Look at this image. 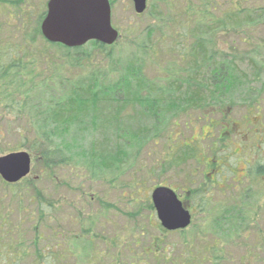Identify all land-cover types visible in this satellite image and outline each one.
I'll return each instance as SVG.
<instances>
[{"label": "rangeland", "instance_id": "obj_1", "mask_svg": "<svg viewBox=\"0 0 264 264\" xmlns=\"http://www.w3.org/2000/svg\"><path fill=\"white\" fill-rule=\"evenodd\" d=\"M6 1L0 3V37L14 44L20 14L36 24L49 0ZM109 1L119 40L102 52L86 46L88 59L67 68L64 77L78 84L101 75L110 84L133 64L156 92L180 86L177 79L189 77L190 70L184 55L197 42L190 35L197 20L189 18L203 17L205 0H148L140 15L132 0ZM207 1L213 9L201 24L204 32L217 27L212 40L219 52L213 55L211 45L205 52L215 61L223 55L229 63L235 59L242 75L240 89L221 106L207 103L202 110L163 116L149 140L129 137L128 144L109 125L100 129L90 122L66 135L59 131L55 141L69 161L49 174L41 165L46 143L38 136L39 124L27 112L0 106V157L20 152L31 157V173L21 182L8 184L0 176V264H37L40 257L63 252L71 258L60 264H264V175L256 172L264 167V0ZM226 18L252 22L232 27L224 25ZM109 51L120 62L116 69L104 56ZM141 109L128 106L119 123H132ZM134 123L135 129L152 127L147 118ZM185 141L194 142L193 159L176 164L185 156ZM115 144L125 147L120 159L114 157ZM92 147L115 158L109 169L88 166ZM157 187H169L184 202L192 216L184 233L161 227L149 206ZM193 192L204 194L207 203ZM230 208L242 214L229 215Z\"/></svg>", "mask_w": 264, "mask_h": 264}, {"label": "trees", "instance_id": "obj_2", "mask_svg": "<svg viewBox=\"0 0 264 264\" xmlns=\"http://www.w3.org/2000/svg\"><path fill=\"white\" fill-rule=\"evenodd\" d=\"M4 2L7 1L0 0L1 4ZM203 5L204 8L201 11L203 17L196 19L191 16L189 18L197 20L195 21V23L197 22L196 32L191 31L190 34L197 38V42L190 53H185V57L183 56L187 66L190 67L189 77L182 80L177 79L180 86H171L170 89L160 92L154 91L153 83L146 81L142 76V71H139L138 67L133 64L124 68L119 74V79L110 84H105L107 76L100 79L101 75L95 77L94 74L87 79H79L77 82L80 83L78 84H72L71 80L64 77V73L71 66L80 67L82 62L88 59L85 53L86 46L68 49L61 45L50 44L42 37L40 30L46 13L37 19L36 24L30 20L26 12H23V15L20 14L19 41L14 44L11 41L5 43L0 37V106L18 115L27 112L29 118L34 120V124H39L38 136L45 139L46 143L42 149L43 162L41 163L45 174L64 166L69 161L64 155L65 152L61 144L59 145L55 141L59 138V131L66 135L72 129L87 127V124L91 122L94 127L100 129L105 128L106 125L112 126V133L117 137L120 135L121 142H127L125 144H128L129 137L133 141H139L142 138L149 140L153 130L158 127V124L163 123L160 122L164 119L163 116L184 113L187 109L202 110L207 103L208 106L219 105L222 99L228 101L231 95L240 89L242 75L237 74L235 59L232 58L233 60L229 63L227 55H223L222 58L215 61L213 56H209L205 52L208 45L213 47V55L219 51L216 50L212 40L217 27L211 25L207 32H204L205 26L201 24L202 19L207 20L206 15L213 9V4L205 0ZM224 21V25L230 26L231 23L232 27H241V24L252 22L250 19L237 20L236 18H230V23L229 18ZM172 24L174 25V23ZM208 34L211 35L209 40L202 39ZM88 46L98 48L101 52L108 49L107 46L96 42H91ZM104 56L115 66V69L119 67L120 62L114 59L111 51ZM192 84L195 85L194 91L190 89ZM143 93L146 95L141 98ZM36 100L39 103L33 106L32 104ZM128 106H138L142 109L137 111L135 118L129 119L133 121L132 123H119L122 113ZM138 117L147 118L151 121L152 127L148 129L143 124L135 129L134 122ZM124 126H130V128H124ZM160 133L158 130L153 135L157 137ZM188 142L185 141L183 146L186 149L185 156L176 158L174 161L176 164L193 159V153L189 151L192 150L190 148L194 142ZM122 146V144H115L114 157L117 156L120 159L125 155V147ZM114 157L110 154L100 155L96 148L92 147L91 154L87 158L88 166L97 170L99 167L102 171L107 170L111 167L110 162H115ZM261 170L260 168L256 169L258 176L264 175ZM213 182L215 183V181ZM193 194L194 198L201 199L202 205L207 203L204 194L198 192H193ZM149 206L154 209L153 204H149ZM43 209H38L41 219L43 218L41 214ZM227 210L229 215L237 213L240 216L242 214V211L234 208ZM93 221L95 222V219ZM86 233H90V231L88 230ZM178 233L182 234L184 231ZM1 236L2 233H0ZM158 243L159 241L154 243L156 248ZM67 253L63 252L65 255L51 253L49 258L40 257L37 264L49 260L51 264L65 263L70 256V253L69 255ZM84 256L82 255L80 259H83Z\"/></svg>", "mask_w": 264, "mask_h": 264}, {"label": "water", "instance_id": "obj_3", "mask_svg": "<svg viewBox=\"0 0 264 264\" xmlns=\"http://www.w3.org/2000/svg\"><path fill=\"white\" fill-rule=\"evenodd\" d=\"M148 0H132L137 15L147 10ZM42 37L50 44L68 49L90 42L111 47L119 40L112 26L109 0H49L40 26ZM31 173V157L26 152L0 157V176L8 184H17ZM161 227L169 232L185 231L192 216L169 187H157L151 195Z\"/></svg>", "mask_w": 264, "mask_h": 264}, {"label": "flooded vegetation", "instance_id": "obj_4", "mask_svg": "<svg viewBox=\"0 0 264 264\" xmlns=\"http://www.w3.org/2000/svg\"><path fill=\"white\" fill-rule=\"evenodd\" d=\"M263 163H264V158H263ZM260 169H262V170H261V173H262V172L264 173V167L261 166Z\"/></svg>", "mask_w": 264, "mask_h": 264}]
</instances>
